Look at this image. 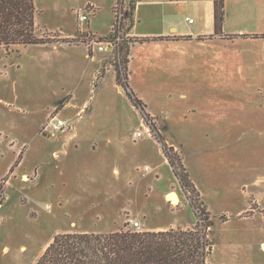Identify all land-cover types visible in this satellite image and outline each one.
Returning a JSON list of instances; mask_svg holds the SVG:
<instances>
[{
  "label": "rangeland",
  "instance_id": "rangeland-1",
  "mask_svg": "<svg viewBox=\"0 0 264 264\" xmlns=\"http://www.w3.org/2000/svg\"><path fill=\"white\" fill-rule=\"evenodd\" d=\"M129 1L34 0L35 33L75 38L78 44L89 40L87 48L96 50L90 40L106 35L115 12L124 11ZM87 2L97 10L88 22H78V8ZM229 4V32L264 33L259 0ZM148 11L147 4L141 5L132 34L159 37ZM88 28L98 35L87 33L84 41L76 31ZM259 44L218 42L211 50L188 49L172 63L163 60L161 47L139 44L131 52L129 83L146 105L148 119L116 83L113 53L96 50L106 67L98 66L91 81L95 62H88L83 47L1 46L0 264H34L56 233L193 227L196 217L187 192L158 139L182 155L201 189L196 187L213 222L205 263L264 264V58ZM53 115L75 133L44 134L42 126ZM143 127L152 136L133 139ZM168 191L180 200L173 204ZM131 220L140 226L132 227Z\"/></svg>",
  "mask_w": 264,
  "mask_h": 264
},
{
  "label": "trees",
  "instance_id": "trees-1",
  "mask_svg": "<svg viewBox=\"0 0 264 264\" xmlns=\"http://www.w3.org/2000/svg\"><path fill=\"white\" fill-rule=\"evenodd\" d=\"M137 1L130 0L124 11L122 8L121 11L118 9L120 14L115 12L114 22L107 34L97 37L96 41L107 44V53H113L116 57V83L123 87L130 102L140 111L141 117L148 119L146 105L127 81L130 46L135 42L161 40L165 37L127 35L134 22L133 10ZM221 4L217 1L214 4L216 33H221L224 18ZM35 14L34 0H0V47L7 50L12 45L78 44L76 42L79 40L75 38L37 36ZM87 37L83 38L84 41ZM86 41L85 43L89 42ZM158 142L180 187L187 192L189 205L196 217L193 227L159 231L127 228L108 233H56L34 264H206V257L211 250L207 230L213 223L212 219L200 200L199 191L183 163L182 155L173 151L162 139H158ZM1 203L0 201V205Z\"/></svg>",
  "mask_w": 264,
  "mask_h": 264
},
{
  "label": "crops",
  "instance_id": "crops-1",
  "mask_svg": "<svg viewBox=\"0 0 264 264\" xmlns=\"http://www.w3.org/2000/svg\"><path fill=\"white\" fill-rule=\"evenodd\" d=\"M215 1L222 3L221 4L222 10L224 12L221 33H216L215 28H214ZM88 3L90 2H87L86 4ZM143 4H147V7L149 8V11L146 14V16L149 19L153 20L154 24L156 25L157 30L154 33L159 37H165V38H162L161 40H152V41L133 43L130 46L128 71H129V66L130 67L132 66L131 52L133 50H136V47L139 46V44L141 45L142 44H145V45L154 44L156 46L161 47L162 49L165 50L164 53L160 54L163 60L168 63H172L176 61L180 62V60L186 54V51L188 49H194L196 51L199 49L207 48V50H211L210 47H212L214 44H217L218 42L225 44L226 42H229L232 40L235 41L239 39H244V41L246 40L256 41L257 40L259 41L260 43L259 45L262 48L263 58H264V37L262 36V34L264 33H252V34H257L258 36L251 37L250 34L235 32L237 30H233V32H229L230 30L228 28V23H229V18L233 11V10H229V6H230L229 0H138L133 10V20H134L133 25L127 32V35L130 37H142V36H136L132 34V31L134 30V27H135V19L137 17L140 19L139 13H140L141 5ZM91 5H93L92 8L95 10L94 11L95 13L97 10V7L94 4H91ZM259 6H260V9L264 11V0H259ZM187 19H191L190 22L188 21L189 24L191 25L186 24ZM79 32H81V35L85 37L87 33H90L91 31H89V28H88L87 30L79 29L78 32L76 31V33L78 34ZM91 33L98 35L97 33H94V32H91ZM66 35L71 36L72 33H69ZM245 35L246 37H244ZM51 46L52 47H59V46L83 47L85 49V55L87 59L89 60L88 62L91 63L90 60L95 62V68H94L91 81L96 79V75L99 70L97 69L98 66L99 68L106 67V65L104 64L106 60L101 55V53H100V56L96 55L97 48L95 50V48L92 47V50L90 51L87 48L85 43L77 44V45L56 44V45H51ZM101 52H104V51H101ZM128 84L130 86L129 76H128ZM69 102L70 100L68 101V103ZM261 108L264 111V107L261 106ZM81 109H82V106H81ZM158 119L161 122H166L165 119L162 120L160 119V117H158ZM72 138L73 137L70 138V141L72 140ZM68 139L69 138H66V141H68ZM95 143L96 142L93 141L91 144L92 150L95 149L94 148ZM195 186L200 189L198 185L195 184ZM168 192L170 193V191ZM169 193L167 194V196L169 195ZM178 198L180 200V195ZM169 200L173 203V201L170 198ZM148 229H150V227H148ZM262 246H263L262 248L264 249V243H262Z\"/></svg>",
  "mask_w": 264,
  "mask_h": 264
},
{
  "label": "built area",
  "instance_id": "built-area-1",
  "mask_svg": "<svg viewBox=\"0 0 264 264\" xmlns=\"http://www.w3.org/2000/svg\"><path fill=\"white\" fill-rule=\"evenodd\" d=\"M94 13V10L88 7V4H85L84 6H81L78 8V11L76 13V20L78 22H88L89 15ZM187 21H191V19H187ZM90 46L97 45V50L107 52L109 50V47L105 43H101L96 41L95 39L90 40L89 43ZM71 132L73 133L74 128L73 126H70L63 118L59 117L58 115L51 116L46 123L42 126V132L44 134H47L48 136H55L57 134H62L64 132ZM75 133V131H74ZM144 134L148 136L151 135V131L149 128L143 127V130H136L133 132L132 137L133 139L140 138L144 136ZM130 225L134 228H138L140 226V222L137 220H131Z\"/></svg>",
  "mask_w": 264,
  "mask_h": 264
},
{
  "label": "bare ground",
  "instance_id": "bare-ground-1",
  "mask_svg": "<svg viewBox=\"0 0 264 264\" xmlns=\"http://www.w3.org/2000/svg\"><path fill=\"white\" fill-rule=\"evenodd\" d=\"M169 198L173 201V203H176L177 202V200H178V196H177V194L175 193V192H171V193H169Z\"/></svg>",
  "mask_w": 264,
  "mask_h": 264
},
{
  "label": "water",
  "instance_id": "water-1",
  "mask_svg": "<svg viewBox=\"0 0 264 264\" xmlns=\"http://www.w3.org/2000/svg\"><path fill=\"white\" fill-rule=\"evenodd\" d=\"M120 89L122 90V88L120 87Z\"/></svg>",
  "mask_w": 264,
  "mask_h": 264
}]
</instances>
